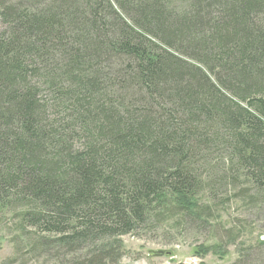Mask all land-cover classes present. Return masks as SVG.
<instances>
[{
	"label": "trees",
	"instance_id": "trees-1",
	"mask_svg": "<svg viewBox=\"0 0 264 264\" xmlns=\"http://www.w3.org/2000/svg\"><path fill=\"white\" fill-rule=\"evenodd\" d=\"M231 199L264 214V0H0V232L118 264Z\"/></svg>",
	"mask_w": 264,
	"mask_h": 264
},
{
	"label": "rangeland",
	"instance_id": "rangeland-1",
	"mask_svg": "<svg viewBox=\"0 0 264 264\" xmlns=\"http://www.w3.org/2000/svg\"><path fill=\"white\" fill-rule=\"evenodd\" d=\"M177 219L175 216L152 231L122 237L118 264H264L260 257L264 246H259L264 242V214L250 211L238 200L224 203L206 227ZM10 222L8 219L0 232V264H40L41 259L24 250L23 238L9 234L14 229ZM26 232L32 233L28 228Z\"/></svg>",
	"mask_w": 264,
	"mask_h": 264
},
{
	"label": "water",
	"instance_id": "water-1",
	"mask_svg": "<svg viewBox=\"0 0 264 264\" xmlns=\"http://www.w3.org/2000/svg\"><path fill=\"white\" fill-rule=\"evenodd\" d=\"M261 240L264 241V237H261Z\"/></svg>",
	"mask_w": 264,
	"mask_h": 264
}]
</instances>
